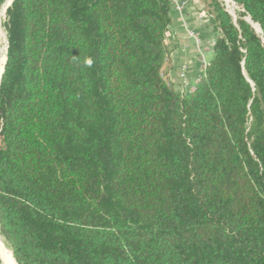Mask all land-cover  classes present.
<instances>
[{
	"label": "trees",
	"instance_id": "16d2710c",
	"mask_svg": "<svg viewBox=\"0 0 264 264\" xmlns=\"http://www.w3.org/2000/svg\"><path fill=\"white\" fill-rule=\"evenodd\" d=\"M231 2L235 20L211 0L213 57L184 95L162 74L171 0L12 1L0 235L16 264H264V0Z\"/></svg>",
	"mask_w": 264,
	"mask_h": 264
},
{
	"label": "rangeland",
	"instance_id": "374dc122",
	"mask_svg": "<svg viewBox=\"0 0 264 264\" xmlns=\"http://www.w3.org/2000/svg\"><path fill=\"white\" fill-rule=\"evenodd\" d=\"M0 1V48H5L6 34L3 23L6 6L10 0ZM219 1L235 20L238 11L236 5L230 0ZM171 2L174 16L166 39L169 54L162 74L178 92L187 95L193 91L205 66L213 57V44L217 37L216 25L209 7L211 0H171ZM0 242L11 253L1 235ZM0 264H5L1 258Z\"/></svg>",
	"mask_w": 264,
	"mask_h": 264
},
{
	"label": "bare ground",
	"instance_id": "6f19581e",
	"mask_svg": "<svg viewBox=\"0 0 264 264\" xmlns=\"http://www.w3.org/2000/svg\"><path fill=\"white\" fill-rule=\"evenodd\" d=\"M4 58H5V48L1 47L0 48V75H1V72H2L3 64H4ZM0 258L3 259V261H5V264L6 263L7 264H16L14 262L13 258H12V255H11L10 251L6 250L4 248V246L1 244V242H0Z\"/></svg>",
	"mask_w": 264,
	"mask_h": 264
},
{
	"label": "water",
	"instance_id": "95a60500",
	"mask_svg": "<svg viewBox=\"0 0 264 264\" xmlns=\"http://www.w3.org/2000/svg\"><path fill=\"white\" fill-rule=\"evenodd\" d=\"M12 1H13V0H10V2L8 3L6 9L11 5ZM230 1H231V0H230ZM5 12H6V11H5ZM252 27L256 30V32H258V33L260 32V30H259V28H258L257 25H253V24H252ZM5 45H6V46H5V58H4V64H3V67H2V72H1V75H0V79H1L2 73H3V71H4V65H5V61H6L7 37H6ZM11 255H12V253H11Z\"/></svg>",
	"mask_w": 264,
	"mask_h": 264
}]
</instances>
